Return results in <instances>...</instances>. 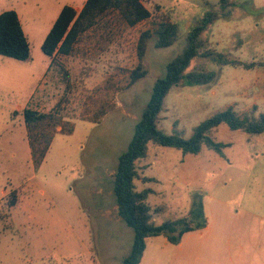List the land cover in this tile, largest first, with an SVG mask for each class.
<instances>
[{
	"label": "rangeland",
	"instance_id": "1",
	"mask_svg": "<svg viewBox=\"0 0 264 264\" xmlns=\"http://www.w3.org/2000/svg\"><path fill=\"white\" fill-rule=\"evenodd\" d=\"M77 2L0 0V13L18 12L33 58L0 55V264H121L134 231L117 214L113 187L119 156L155 81L166 75L167 64L185 48L189 31L206 11L221 14L202 34L206 46L257 64L218 67L209 58H194L189 70L217 68L218 79L172 87L160 127L170 132L176 126L189 137L195 125L228 106L256 117L264 113V0H144L152 12L148 20L131 26L111 12L83 33L70 53L46 56L42 43L59 12ZM162 17L178 23L179 36L165 48L150 38L142 61L147 74L130 84L141 61L140 34ZM26 107L58 112L63 120L37 169ZM212 135L228 143L222 153L204 147L184 154L151 145L143 174L148 179L137 180L139 189H152L149 202L162 209L154 215L157 223L186 216L203 200L211 228L195 232L202 244L194 256L198 264H225L223 239L212 234L222 219L235 220L238 209L264 214V132L223 123ZM162 243V236L152 238L148 255L161 252V264H174V246L168 250ZM153 260L148 264H158Z\"/></svg>",
	"mask_w": 264,
	"mask_h": 264
},
{
	"label": "trees",
	"instance_id": "2",
	"mask_svg": "<svg viewBox=\"0 0 264 264\" xmlns=\"http://www.w3.org/2000/svg\"><path fill=\"white\" fill-rule=\"evenodd\" d=\"M225 1L222 0L224 4ZM156 7L159 8L160 5ZM111 12H118L131 26L152 17V12L145 6L144 0H87L80 11L70 4H65L42 43L43 53L49 57L57 52L70 53L80 36L92 28L98 19ZM220 17L221 14L217 10H209L198 18L188 33L185 48L167 64L166 75L155 81L152 94L135 126L132 139L127 149L119 156L113 187L117 214L134 231L130 252L122 259L121 264H139L149 237L163 235L169 242L177 244L186 232L202 229L207 225L202 199L194 202L186 216L161 223L154 220V215L162 209L149 202L151 188L139 189L137 185V180L142 179L146 182L148 179L143 174L149 166L147 160L151 145L176 147L184 154H198L204 147L222 153V149L228 146V143L217 141L212 135L213 130L220 124L224 123L233 130L247 133L264 132V113L256 117L248 112H238L233 106L218 110L202 120L193 127L189 137H185L184 131L176 126L171 132L160 127V115L172 87L180 83L209 84L218 79L217 68L189 70L194 58H209L218 67L232 64L253 68L257 64L230 57L224 52L206 46L202 34ZM179 29L178 23L172 21L170 17H162L153 21L152 27L142 31L137 43V54L141 61L131 71L130 84L147 74L142 61L148 40L155 36L158 48L169 47L177 40ZM0 55L26 62L33 59L28 36L15 9L0 13ZM23 113L31 155L37 169L43 163L58 127L63 125V120L58 112H42L31 107L24 108Z\"/></svg>",
	"mask_w": 264,
	"mask_h": 264
},
{
	"label": "crops",
	"instance_id": "3",
	"mask_svg": "<svg viewBox=\"0 0 264 264\" xmlns=\"http://www.w3.org/2000/svg\"><path fill=\"white\" fill-rule=\"evenodd\" d=\"M86 1L87 0H79L77 4L72 3L70 5L74 6L78 11H80ZM140 181H142V179H140ZM234 214L236 216V219H233L234 221L230 219H222L220 229H216L214 233L212 232L214 236H221L223 239V251L225 256L224 263L264 264V214L260 213L259 211H241L240 209H238L236 213L234 212ZM240 214L241 216L238 217L237 215ZM210 228L211 222L208 219L207 225L202 228L201 231L209 232ZM195 232L196 230L186 232L181 238V241L177 244H173L169 242L165 236L159 235L163 237V248L170 250L172 249L170 246H174V249H172V262H174V264L176 262H180L181 264H191L192 260L193 264H198L199 259L197 256L194 258V256L199 254L202 244L196 242L195 239L197 235ZM154 237L158 236L149 237L147 239L146 248L139 264H148L152 258L154 259L153 261L161 264V252H159L157 255H148L149 242Z\"/></svg>",
	"mask_w": 264,
	"mask_h": 264
}]
</instances>
